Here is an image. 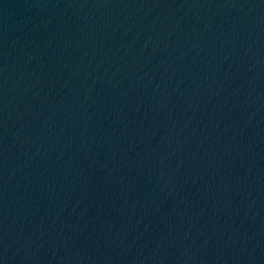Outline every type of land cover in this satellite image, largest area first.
<instances>
[{"label":"water","instance_id":"obj_1","mask_svg":"<svg viewBox=\"0 0 264 264\" xmlns=\"http://www.w3.org/2000/svg\"><path fill=\"white\" fill-rule=\"evenodd\" d=\"M0 264H264V0H0Z\"/></svg>","mask_w":264,"mask_h":264}]
</instances>
